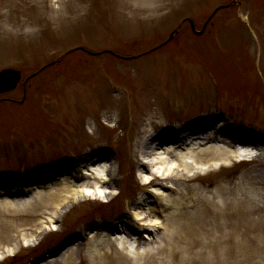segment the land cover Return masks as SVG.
Returning <instances> with one entry per match:
<instances>
[{
    "label": "rangeland",
    "instance_id": "1",
    "mask_svg": "<svg viewBox=\"0 0 264 264\" xmlns=\"http://www.w3.org/2000/svg\"><path fill=\"white\" fill-rule=\"evenodd\" d=\"M160 2L0 0V72L22 74L0 96V201L58 196L67 185L51 210L33 201L12 213L30 218L0 215V227L21 224L27 233L19 247L0 242V264H65V250L86 256L97 234L124 241L123 227L139 230L147 242L139 252L152 253L164 226L174 228L172 217L185 227L179 250L194 246L179 264L223 261L224 249L223 264H264V214L237 211L219 189L227 176L246 204L258 202V189L240 179L263 160L264 0H166L154 11ZM189 21L197 32L209 21L208 28L198 36ZM193 132L256 143L247 144L255 160L223 171L199 161L195 177L179 168L174 182L154 177L177 167L179 145L186 148ZM156 194L166 205L180 201L189 221ZM135 199L143 206H130ZM135 213L146 220L135 221ZM154 220L158 233L149 227ZM127 246L136 252L134 241ZM208 246L217 257L204 254Z\"/></svg>",
    "mask_w": 264,
    "mask_h": 264
},
{
    "label": "bare ground",
    "instance_id": "2",
    "mask_svg": "<svg viewBox=\"0 0 264 264\" xmlns=\"http://www.w3.org/2000/svg\"><path fill=\"white\" fill-rule=\"evenodd\" d=\"M165 3H166V0H162V3L160 2L159 5L156 6V8H154L153 10L154 11L162 10V8L166 6ZM193 133H195V135L189 136L188 139L185 141L186 144L183 143L187 146L186 148H183L184 145H179V150H184V152H181V151L179 152V159L178 157H176V160L178 161L177 167H174V168L169 167L168 169L165 170V172L154 171L153 173L154 177L156 176H158V178L165 177V178H168L170 181L174 182L175 180H177L176 178L178 177L177 168H179V173L185 177L186 172H193V170L196 167H198L197 163H199V161H205L207 165L210 164L209 168L216 166V169H218L219 171H223L226 168H228L230 164H233V165H236L238 163L244 164L246 162L255 160V157L252 156L250 153H248V148H250L251 146L249 147L247 144L253 145L256 143L251 144L249 143L250 141L243 140L242 138L235 139L234 137H232L231 139V136L229 137L228 135H225L224 137L218 136V134H216L215 132L207 133L205 135L204 134L201 135V132H198V133L193 132ZM194 141H201V143L195 144L193 143ZM219 144H223V145L219 147ZM258 150L261 155L259 158L260 159L263 158V160L261 161L259 160L260 161L259 167L256 168L255 171L250 172V176L242 175L240 179L241 184L248 185V186L258 189V191H256L253 195L254 199L258 201L256 204H253V202L251 204L245 203L244 200L246 198V194L242 191H241V194H238L235 191L237 187L236 186L232 187L233 178H228L227 176L220 178V181H224V180L226 181L225 185H221L219 187L220 192H222L225 196L227 195L231 196V199L233 200L232 201L233 207L239 212L254 210V211H258L264 214V147L263 148L259 147ZM160 160L165 161L166 159L162 158ZM156 165H158V163H156L155 166ZM147 167L148 166L146 165V168ZM194 172L195 173L193 177H195V175L199 173V170H197V172L194 170ZM93 174L95 175V173ZM94 180L97 181L96 175L94 176ZM153 182L154 181L147 182L146 185H152ZM66 187L67 185L65 186V189ZM65 189H63L64 190L63 194L61 193L58 196H55V195L49 196V198H43L41 197V195L37 194V195L32 196L31 200H28V201L26 200L19 201L20 199H16V198H13V200L9 199V200L2 201V202L0 201V204L2 206V210H0V215L3 214L4 216H9L11 214V216L9 217L14 218V219L22 218L23 216L30 218L31 216L29 215L21 216L18 214L13 215L12 213L14 212L18 213L22 210H25L26 208L31 206V203L33 201L40 202L41 204L49 202V204L42 206V208L44 209L48 208L49 210H51L55 202L59 203L60 200L63 201L62 197L65 195V193H67ZM158 196L163 198L162 200L165 201L164 202V205L166 206L165 209L171 208L172 210L171 213L175 214V216H177L180 221L181 219H183V223H187L189 221V218L186 217L185 213H182L184 208L182 209V203L180 201L173 202L174 199L172 198L171 199L172 203L170 205H166V200H165L166 197L160 196V195ZM182 197L183 195L179 193V196H178L179 200ZM206 201H205L206 204H210L212 205L213 208H216V205L214 202L215 199H212L211 197H207ZM203 205H201V207H203ZM19 206H22V207L20 208ZM130 206L140 207V206H143V204L141 200L135 199L134 201H132ZM205 207L208 208V210L210 208L207 205ZM57 209L58 208H56L55 210ZM150 212L153 213L152 211ZM172 216H169V219H171ZM133 217L135 221L142 222L146 220V216L143 215V213H138V214L135 213ZM172 219H174L176 222L178 221L176 217H172ZM152 222H155V223H152ZM152 222L149 224V227H154L153 229H156L155 227H157L158 229L156 230L158 233L162 226L161 223L157 220H154ZM176 222L172 230L170 229L169 224L167 225L166 228L164 226L163 241L160 244H158L159 246L156 247V249L153 250L152 253L151 251H145L142 253L139 252V250L142 249V247L145 246L147 243L145 242V240H143L144 236L141 234L139 230L137 232H134L133 230H131V228L129 229V228L123 227L122 229H120L119 235H123L126 237L124 241L116 240V241H112L111 243V240L109 241L108 239L107 241V239L105 238L103 239V237H106L105 235L100 236V234H97V236L95 235L93 237H90L88 244L84 248V250L86 251V256H83L84 258L82 257V254H80L82 250H79V249L65 250L67 255H66L64 262L65 264L67 263L74 264L73 263L74 261L82 258V259H86V262L88 264H179V257L181 256V254L185 251H189L190 253H192L194 250V246L188 245L187 248L179 250V236L182 231L181 228H185V227L183 225H180V223L176 224ZM142 225L148 226L143 223ZM4 226L5 225L2 224L0 228L2 229ZM23 227L24 226L21 224L7 227L5 229L7 233L4 234V236L0 237V242L10 243V244L12 243L11 244L12 246L19 247L22 241L23 240L26 241L27 239V236L25 235L27 233H24L25 230H20ZM33 228H36V225H33ZM115 238L119 239V237H115ZM174 239L178 241L177 244L176 243L174 244V241H173ZM132 241H134L137 244V248L135 250L136 252L128 249L127 244H129V242H132ZM5 252H6V255L8 256L11 255L10 250L5 251ZM203 253L204 251H202V253H199L197 255L202 256L204 254L205 255L209 254L211 258L213 256H216L211 246L207 247V253H204V254ZM120 254L125 255L126 258L125 259L121 258ZM228 254L229 252L226 249H224L222 253L220 254V257H224L223 261H218L217 258L211 259L212 262H210L209 264H223ZM0 258H2V256Z\"/></svg>",
    "mask_w": 264,
    "mask_h": 264
},
{
    "label": "water",
    "instance_id": "3",
    "mask_svg": "<svg viewBox=\"0 0 264 264\" xmlns=\"http://www.w3.org/2000/svg\"><path fill=\"white\" fill-rule=\"evenodd\" d=\"M192 26L194 27L193 23ZM171 38H173V36ZM21 78V73L18 71H2L0 73V95L14 91L20 83Z\"/></svg>",
    "mask_w": 264,
    "mask_h": 264
}]
</instances>
